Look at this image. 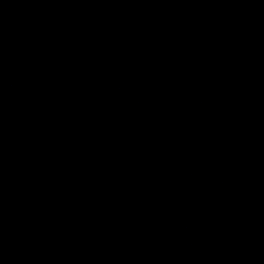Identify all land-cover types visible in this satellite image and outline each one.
Here are the masks:
<instances>
[{
  "label": "water",
  "instance_id": "water-1",
  "mask_svg": "<svg viewBox=\"0 0 264 264\" xmlns=\"http://www.w3.org/2000/svg\"><path fill=\"white\" fill-rule=\"evenodd\" d=\"M0 264H264V0H0Z\"/></svg>",
  "mask_w": 264,
  "mask_h": 264
}]
</instances>
